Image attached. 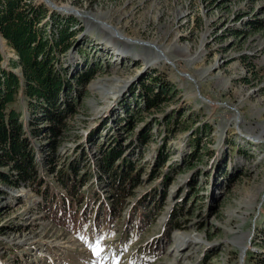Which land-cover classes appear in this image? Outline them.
Wrapping results in <instances>:
<instances>
[{
  "label": "rangeland",
  "instance_id": "374dc122",
  "mask_svg": "<svg viewBox=\"0 0 264 264\" xmlns=\"http://www.w3.org/2000/svg\"><path fill=\"white\" fill-rule=\"evenodd\" d=\"M35 1L77 21L61 63L79 96L57 136L42 119L30 134L40 191L0 182V264H238L231 229L249 234L244 264H264V141L247 134L264 126V0H53L156 42L174 67ZM0 52L20 73L1 33ZM14 105L35 118L22 93ZM115 147L112 167L140 172L122 199L104 167Z\"/></svg>",
  "mask_w": 264,
  "mask_h": 264
},
{
  "label": "trees",
  "instance_id": "16d2710c",
  "mask_svg": "<svg viewBox=\"0 0 264 264\" xmlns=\"http://www.w3.org/2000/svg\"><path fill=\"white\" fill-rule=\"evenodd\" d=\"M76 22L72 17L51 11L43 1L0 0V33L18 56L10 64L20 72L2 68L5 58L0 52V182L16 187L27 185L40 191L41 174L30 134L37 135L44 129L35 125L42 119L50 122L49 129L57 136L76 112L74 102L79 95L70 99L72 80L68 78L69 70L61 63V55L72 47ZM94 73V68H88L74 78L86 85ZM20 93L35 113L28 124L14 105ZM149 94V99L144 96V100L150 106L158 105L160 92L149 89ZM121 154L122 151L113 148L104 164L106 170L113 172L117 199L131 191L125 186L126 180L130 178L128 183L133 185L140 175V172L132 173L133 166L128 167L127 173H119V166L112 167ZM74 167L70 164V168ZM60 177L64 185L71 184L72 190L75 177L68 170H62ZM148 212L144 215L148 216Z\"/></svg>",
  "mask_w": 264,
  "mask_h": 264
},
{
  "label": "bare ground",
  "instance_id": "6f19581e",
  "mask_svg": "<svg viewBox=\"0 0 264 264\" xmlns=\"http://www.w3.org/2000/svg\"><path fill=\"white\" fill-rule=\"evenodd\" d=\"M47 2H48V4L51 7H55L53 9H57V10L59 9V10H62L64 12H71V13L77 12V13L81 14L80 17H82L87 22L96 23L99 26H101L104 30L108 31L109 33L116 34V35L120 36L121 38H123L125 40V42H127V44H131L132 46L142 47V48L146 49V51L148 50L149 56H147V57L145 56L147 62H151V60H161V61H164V62L167 61V63L172 65L173 67L175 66V64L170 62V56L166 53V51H163V49H161V48L156 50L155 48H153V47L151 48L150 47L153 44H151L149 42H152L155 45H158V44H156V42H154V41L146 42V41L141 40L142 38L139 39V38H136V37H133V36L125 35L119 28H118L119 29L118 30L108 20L107 21L103 20V19H101V18H99L97 16H92L91 14H90L89 17H87V14L84 11H79V10H77L75 8L72 9L69 6H68L69 9H68L66 6H64L62 4L61 5H56L57 3H55L53 0H48V1H46V3ZM124 50H125V48H124ZM128 50H129V48H128ZM141 55H143V54L141 53L138 56H141ZM182 74L184 76H186V77H189V78L191 77L188 73H182ZM96 84H97V82L95 83L94 86H97ZM208 100H210V99H207V101ZM247 134L249 136H251V137H254L256 140L264 141V126L261 128V131L259 132V134L257 136H254L253 134H250V133H247ZM231 232L233 233V236L228 241L230 243H232V244H234V245L239 247L240 251H239V260H238L239 262H238V264H244L245 263L244 258H245L246 249L249 246V244H247L248 241H249V234H247L245 232L244 233H240V234H236V231L234 229H231ZM181 238H182V236L180 237V239ZM182 239L185 240V238H182Z\"/></svg>",
  "mask_w": 264,
  "mask_h": 264
},
{
  "label": "water",
  "instance_id": "95a60500",
  "mask_svg": "<svg viewBox=\"0 0 264 264\" xmlns=\"http://www.w3.org/2000/svg\"><path fill=\"white\" fill-rule=\"evenodd\" d=\"M46 1H48V0H46ZM47 4H48V2H47ZM49 5V4H48ZM50 6V5H49ZM52 8H55V7H52Z\"/></svg>",
  "mask_w": 264,
  "mask_h": 264
}]
</instances>
